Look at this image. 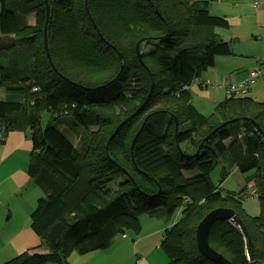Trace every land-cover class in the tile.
I'll use <instances>...</instances> for the list:
<instances>
[{
	"label": "trees",
	"instance_id": "obj_1",
	"mask_svg": "<svg viewBox=\"0 0 264 264\" xmlns=\"http://www.w3.org/2000/svg\"><path fill=\"white\" fill-rule=\"evenodd\" d=\"M47 6L46 17L44 0H0V141L28 133L27 175L43 194L30 228L47 249L5 264H68L70 253L138 237L141 215L158 221L168 264H215L198 252L195 229L216 208L231 209L243 230L219 221L209 246L231 264H264V101L245 95L255 79L208 116L188 91L196 82L208 87L201 76L216 57L232 55L216 32L228 29L227 20L197 0ZM219 162L221 180L231 170L253 171L245 185L259 199L257 217L243 210L246 186L233 195L212 184Z\"/></svg>",
	"mask_w": 264,
	"mask_h": 264
},
{
	"label": "crops",
	"instance_id": "obj_2",
	"mask_svg": "<svg viewBox=\"0 0 264 264\" xmlns=\"http://www.w3.org/2000/svg\"><path fill=\"white\" fill-rule=\"evenodd\" d=\"M197 1H206L212 15L227 20L228 29L217 34L223 40L230 41L232 49L231 56L214 59V69L204 80L216 81L219 77H225L233 84H242L249 80L251 71L260 69L264 72V64H257L258 59L264 60V7L253 8L252 0ZM232 72L236 74L226 77L225 74ZM202 76L201 79L204 78ZM262 84L264 82L259 83ZM247 91L254 98L255 95L264 97V87L258 91L254 85L248 87ZM207 104L210 109L214 106ZM30 149L28 133L9 132L0 141V264H5L24 251L46 252L30 228V215L35 202L43 195L38 187L31 185L32 180L27 175ZM160 239L161 231L154 227L140 234L134 241L126 235L119 238L105 249L104 254H114L119 264L127 261L132 264L134 260L135 264H147L148 255L152 256L155 251L159 256L158 252H162L158 246ZM140 254L144 255L143 260H138ZM90 263L88 261L86 264Z\"/></svg>",
	"mask_w": 264,
	"mask_h": 264
},
{
	"label": "rangeland",
	"instance_id": "obj_3",
	"mask_svg": "<svg viewBox=\"0 0 264 264\" xmlns=\"http://www.w3.org/2000/svg\"><path fill=\"white\" fill-rule=\"evenodd\" d=\"M34 23V17L31 16L28 19V24L32 25ZM217 33H221V29L216 30ZM220 67V66H218ZM214 67H210L202 77L200 78V82L204 81L205 77L208 78L207 74L212 72ZM236 74V72L232 73H227L225 74L226 77H230V75ZM220 77L216 80H209L212 84H215L219 81ZM264 79L262 78H257L253 82L249 83L246 88L248 87H253L254 85L257 87L258 91L261 90V88L264 87V84L259 85V83H263ZM191 97V102L192 104L197 108V110L200 112V114L204 116H208L212 112V108L208 106L207 102L210 104H218L221 102L224 97L227 95L225 90L220 89V88H215L213 86H208V88L205 87H199L197 84L192 85L188 89ZM242 94V93H239ZM251 98H254V95L252 93H247L245 94ZM3 97V90L0 88V98ZM255 100L259 102L264 101V97H260V95H255ZM213 106V107H214ZM47 120V116H42V124L45 125ZM58 128V131L64 135L66 138H70L66 129L58 125L56 126ZM30 141V140H29ZM31 146V142H30ZM31 150V149H30ZM30 153V152H29ZM29 160V159H28ZM28 165V163H27ZM220 171H221V163L219 162L218 165L215 166V168L210 172V180L212 184L218 188V191L220 193H231L233 195H238L241 192L242 187L244 188L248 182V180L252 177L253 171L247 172V173H240L237 170H231L230 174L223 180L220 179ZM37 202V201H36ZM35 202V204H36ZM241 202H242V207L245 213L250 216V217H257L260 214V203L259 199L257 196H254L253 193L251 192V189L246 186L245 191L241 195ZM36 206V205H35ZM160 209H158L159 211ZM174 216L173 218H178ZM70 218L74 217V214L69 215ZM172 220V219H171ZM140 224H141V231L140 234L150 230L151 228L157 227L158 226V221L155 219L149 218L147 215H141L139 218ZM173 221V220H172ZM167 225V224H165ZM132 235V234H131ZM130 234H127L126 236L131 237ZM133 236V235H132ZM135 238V236H133ZM131 242H129L130 244ZM43 250H47L45 246H42ZM158 248V247H157ZM42 250V251H43ZM102 253V254H99ZM105 250L101 251H95L91 252L90 254H85V255H78L75 252L70 253L66 257L68 263L70 264H86L88 261H91L90 264H119L116 259V256L114 254H104ZM159 256L155 254V251L153 252L152 256L148 255L146 259L147 264H168V259L165 256L163 252H158ZM95 255V256H94ZM98 255V256H96ZM98 257V259L96 258ZM144 255L140 254L138 260H143ZM129 261L125 262L124 264H128ZM132 264H135V260L132 262ZM138 264V263H137Z\"/></svg>",
	"mask_w": 264,
	"mask_h": 264
},
{
	"label": "water",
	"instance_id": "obj_4",
	"mask_svg": "<svg viewBox=\"0 0 264 264\" xmlns=\"http://www.w3.org/2000/svg\"><path fill=\"white\" fill-rule=\"evenodd\" d=\"M86 3V0H84ZM45 3V10H46V17L48 15V6H47V0H44ZM92 27L95 29V26L92 24ZM98 34V32L96 31ZM43 46L46 51V41H45V27L43 28ZM120 57V55L118 54ZM64 79V78H63ZM138 111V109H137ZM136 111V112H137ZM136 112L133 113V115L136 114ZM132 115V116H133ZM141 130L139 129L137 133L134 135L131 144L130 149H132L139 133ZM117 133V130L113 133L112 136H115ZM111 136V138H112ZM219 221H230L234 226L240 227L242 230V225L238 218L235 216V213L231 209H225V208H216L211 211H209L207 214L203 216V218L199 221V223L196 226L195 229V244L198 252L206 258L208 261L215 263V264H231L227 259H225L223 256H221L219 253L215 252L208 244V233L211 229V227L219 222Z\"/></svg>",
	"mask_w": 264,
	"mask_h": 264
},
{
	"label": "built area",
	"instance_id": "obj_5",
	"mask_svg": "<svg viewBox=\"0 0 264 264\" xmlns=\"http://www.w3.org/2000/svg\"><path fill=\"white\" fill-rule=\"evenodd\" d=\"M237 0H232V2H236ZM236 5V4H235ZM252 7L253 8H258V7H264V0H252ZM263 77L264 78V73L255 71V72H251L249 74V81H253L254 79L258 78V77ZM198 83V82H196ZM195 83V84H196ZM194 85V84H193ZM204 86H213L215 88H220L226 91L227 94H238V93H244L245 89V83L242 84H233L231 82H229V80L225 77H221L219 79V81L215 84L210 83V81L208 80H204L202 81V84ZM254 194V192H252Z\"/></svg>",
	"mask_w": 264,
	"mask_h": 264
}]
</instances>
